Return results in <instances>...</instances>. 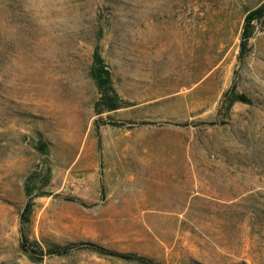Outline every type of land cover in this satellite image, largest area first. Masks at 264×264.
Segmentation results:
<instances>
[{
	"label": "rangeland",
	"instance_id": "rangeland-1",
	"mask_svg": "<svg viewBox=\"0 0 264 264\" xmlns=\"http://www.w3.org/2000/svg\"><path fill=\"white\" fill-rule=\"evenodd\" d=\"M262 1L0 0V264H141L82 246L31 259L26 201L41 246L264 264V13L238 54ZM95 49L126 105L99 114ZM230 86L251 103L225 112Z\"/></svg>",
	"mask_w": 264,
	"mask_h": 264
},
{
	"label": "trees",
	"instance_id": "trees-1",
	"mask_svg": "<svg viewBox=\"0 0 264 264\" xmlns=\"http://www.w3.org/2000/svg\"><path fill=\"white\" fill-rule=\"evenodd\" d=\"M263 13L264 0L256 7L247 10L244 14L243 25L240 33L239 56L243 54L246 41L250 36L252 22L260 19ZM89 72L98 93L97 99L93 104V110L96 114L126 106L121 101H119L120 99L115 93L111 83L109 70L106 68L102 57L99 55L96 49L92 52V60ZM234 102L250 104L251 99L244 93L236 92L233 87L230 86L222 93L219 107L223 108L225 112H228ZM37 148L42 152H45L46 150L44 144L40 142L37 144ZM24 193L26 195L30 193V188L28 187L27 183L24 184ZM29 215L30 202L26 201L19 213V247L24 253L28 255V257L33 260L40 259L45 253L62 255L66 254L73 247L82 246L102 256L119 258L127 261H135L141 264H153L152 257L145 254H141L133 250H120L111 248L93 241H70L62 244L46 243L45 246H41L37 241L28 239L26 234L25 226L29 221Z\"/></svg>",
	"mask_w": 264,
	"mask_h": 264
}]
</instances>
